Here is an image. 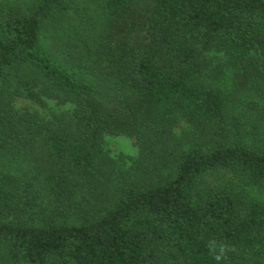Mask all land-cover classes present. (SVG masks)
<instances>
[{
  "label": "trees",
  "instance_id": "1",
  "mask_svg": "<svg viewBox=\"0 0 264 264\" xmlns=\"http://www.w3.org/2000/svg\"><path fill=\"white\" fill-rule=\"evenodd\" d=\"M21 1L0 0L4 264H264V107L225 83L264 96V0ZM108 136L138 180L114 183Z\"/></svg>",
  "mask_w": 264,
  "mask_h": 264
},
{
  "label": "rangeland",
  "instance_id": "2",
  "mask_svg": "<svg viewBox=\"0 0 264 264\" xmlns=\"http://www.w3.org/2000/svg\"><path fill=\"white\" fill-rule=\"evenodd\" d=\"M19 1V0H12ZM30 0H23L21 2L28 3ZM77 16V14H75ZM64 20L58 24V26L47 25L42 34V45L43 48L48 51L50 54H54L58 47L56 44L60 43L59 35L62 33ZM68 23L65 24L68 27ZM214 65L218 64H226V60L222 55H213L210 56ZM227 77L225 83L227 84V91H232L230 93L236 99H242V102H248L247 104L256 101L261 106L264 107V96H259L258 94L252 92H238V88H236V84L234 87L232 83L233 74L231 69L225 67ZM234 82V81H233ZM236 82L239 84L238 79ZM232 88L233 90H231ZM233 97V98H234ZM243 106V105H242ZM16 108L21 114L32 113L37 114L42 117L45 122L53 121L55 116L62 114H71L74 110V105L68 104L65 106L59 105L57 101H48L47 107H40L38 104L33 103L32 101L26 99H19L16 102ZM247 111H249L248 107H245ZM189 131V126L186 123H181L175 130V136L181 137L184 133ZM105 151L108 154L110 159V167L108 168V172L113 176V180L115 184H121L120 182L123 180L131 181L138 180L135 179L139 176V172L135 169L132 175L134 179H121V171H128L133 169L134 163L139 159V146L135 139L129 137H114L108 136L105 139L104 145ZM110 169V170H109ZM110 180V179H108ZM246 194L250 199L256 200L258 203L264 204V192L254 188H248L245 190ZM239 254H243L247 258V254L243 252H239ZM4 255L5 249L0 245V264H4Z\"/></svg>",
  "mask_w": 264,
  "mask_h": 264
}]
</instances>
